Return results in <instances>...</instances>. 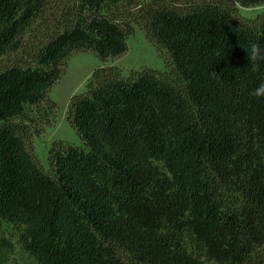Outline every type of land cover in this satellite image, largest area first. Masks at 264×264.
I'll use <instances>...</instances> for the list:
<instances>
[{
  "label": "trees",
  "instance_id": "16d2710c",
  "mask_svg": "<svg viewBox=\"0 0 264 264\" xmlns=\"http://www.w3.org/2000/svg\"><path fill=\"white\" fill-rule=\"evenodd\" d=\"M80 2L33 61L0 70V220L39 264H264V98L250 95L264 62L246 70L264 9L238 7L264 0ZM45 3L0 0V53ZM136 24L173 67H96L71 97L81 142L55 143L45 170L27 142L44 127L27 120L51 122L75 50L121 55ZM10 247L0 229V264Z\"/></svg>",
  "mask_w": 264,
  "mask_h": 264
},
{
  "label": "rangeland",
  "instance_id": "374dc122",
  "mask_svg": "<svg viewBox=\"0 0 264 264\" xmlns=\"http://www.w3.org/2000/svg\"><path fill=\"white\" fill-rule=\"evenodd\" d=\"M80 3V0H46L41 15L25 32L22 45L7 53H0V70L11 64L33 61L44 38L64 20L72 18L74 12L79 10ZM238 7L243 21L257 18L264 9V5ZM127 41L128 49L125 53L106 60L94 50H75L68 58L62 75L49 88L50 97L57 102L51 122H43L39 113L36 114L37 120H27V123L33 126L44 127L40 133H36L32 128L35 132L29 134L27 142L35 159L45 170H51L49 157L55 143L81 142L79 134L70 122V102L72 95L85 89L87 80L96 67L106 62L120 65L126 70L152 67L167 71L173 67L169 52L166 49L160 50L139 24L135 25V30L128 35ZM0 229L11 242L8 264H39L36 258L21 246L15 231L7 221L0 220Z\"/></svg>",
  "mask_w": 264,
  "mask_h": 264
},
{
  "label": "clouds",
  "instance_id": "9594fccd",
  "mask_svg": "<svg viewBox=\"0 0 264 264\" xmlns=\"http://www.w3.org/2000/svg\"><path fill=\"white\" fill-rule=\"evenodd\" d=\"M246 51L250 61V67L246 70L254 73L259 70L260 62H264V48L258 43H253L250 49ZM250 95L257 98H264V82H261L256 88H254L250 92Z\"/></svg>",
  "mask_w": 264,
  "mask_h": 264
}]
</instances>
